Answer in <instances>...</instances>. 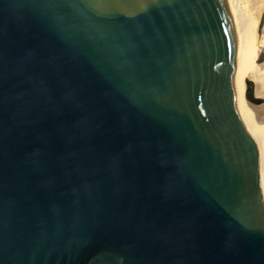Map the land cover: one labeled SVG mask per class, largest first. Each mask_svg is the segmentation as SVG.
<instances>
[{
	"label": "water",
	"instance_id": "obj_1",
	"mask_svg": "<svg viewBox=\"0 0 264 264\" xmlns=\"http://www.w3.org/2000/svg\"><path fill=\"white\" fill-rule=\"evenodd\" d=\"M235 54L226 0H0V264H264Z\"/></svg>",
	"mask_w": 264,
	"mask_h": 264
},
{
	"label": "bare ground",
	"instance_id": "obj_2",
	"mask_svg": "<svg viewBox=\"0 0 264 264\" xmlns=\"http://www.w3.org/2000/svg\"><path fill=\"white\" fill-rule=\"evenodd\" d=\"M226 3L236 40L233 83L237 91V111L258 149L264 203V61L253 63L264 0H226ZM251 83L256 94L262 97L256 104L247 93Z\"/></svg>",
	"mask_w": 264,
	"mask_h": 264
},
{
	"label": "rangeland",
	"instance_id": "obj_3",
	"mask_svg": "<svg viewBox=\"0 0 264 264\" xmlns=\"http://www.w3.org/2000/svg\"><path fill=\"white\" fill-rule=\"evenodd\" d=\"M256 45H255V50L253 53V60H254V64L257 62H262L264 61V21L260 27V30H258L257 27V41H256ZM252 61V59H251ZM262 71H264V67L262 69ZM247 93L248 95L253 99L254 103H258V100L261 101L262 97L258 94H256V91L253 88V84H249L248 88H247Z\"/></svg>",
	"mask_w": 264,
	"mask_h": 264
},
{
	"label": "flooded vegetation",
	"instance_id": "obj_4",
	"mask_svg": "<svg viewBox=\"0 0 264 264\" xmlns=\"http://www.w3.org/2000/svg\"><path fill=\"white\" fill-rule=\"evenodd\" d=\"M262 73H264V71H262Z\"/></svg>",
	"mask_w": 264,
	"mask_h": 264
}]
</instances>
